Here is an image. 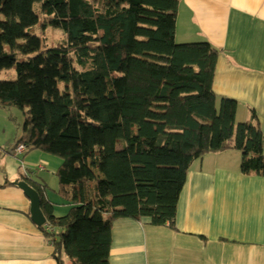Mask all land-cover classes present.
<instances>
[{"label":"trees","instance_id":"trees-1","mask_svg":"<svg viewBox=\"0 0 264 264\" xmlns=\"http://www.w3.org/2000/svg\"><path fill=\"white\" fill-rule=\"evenodd\" d=\"M97 5L0 0V72H15L0 80V109L24 118L14 148L61 160L64 215L23 179L40 197L57 264H109L116 220L173 228L187 172L207 154L238 151L242 174L264 175L255 116L236 123L237 103L213 93L219 51L175 42L179 0Z\"/></svg>","mask_w":264,"mask_h":264},{"label":"crops","instance_id":"crops-1","mask_svg":"<svg viewBox=\"0 0 264 264\" xmlns=\"http://www.w3.org/2000/svg\"><path fill=\"white\" fill-rule=\"evenodd\" d=\"M177 36L178 44L205 42L219 51L213 93L237 103L236 123L255 116L264 153V0H179L175 42ZM1 116L0 264H57L15 183L25 177L45 187L54 216L65 214L68 205L56 193L55 175L42 165L45 153L24 158L27 169L41 172L36 177L10 166L7 157L18 158L13 150L20 137ZM240 161V152L227 150L192 163L173 228L114 221L109 264H264V175L242 174Z\"/></svg>","mask_w":264,"mask_h":264},{"label":"rangeland","instance_id":"rangeland-1","mask_svg":"<svg viewBox=\"0 0 264 264\" xmlns=\"http://www.w3.org/2000/svg\"><path fill=\"white\" fill-rule=\"evenodd\" d=\"M96 6H98V0H91ZM99 7V6H98ZM36 11H37V7H36ZM38 32L35 31L34 34H37ZM45 36L48 37V38H52L54 40H59L62 38V34L59 32V31H52L50 29H48L46 32H45ZM179 41H181L180 37L177 36V40L176 42L178 43ZM15 77V72L14 70H9V71H1L0 72V80L1 79H9V78H13ZM0 112L2 114V116L4 117V120H5V123L8 125V127H10V130H12V133H18L19 134V137H21L22 135V126H23V115L21 113V111L19 109H17L16 107H9L7 109H0ZM1 116V115H0ZM1 116V117H2ZM10 117H12V119L14 120H11ZM32 152V151H31ZM38 152V151H36ZM30 153V152H29ZM40 153V152H38ZM14 154V153H13ZM28 153H26L25 155H20V156H16L18 158H15L14 156H12L13 160H11L10 157H7L8 160H9V163H10V166L13 167L14 169L16 168L17 171L21 172L22 175H28V170L31 172V174L36 177L37 175H39L41 172H37V169L38 168H32V169H27L24 165L25 161H24V158L25 156H27ZM40 154H43V153H40ZM45 157V159H43V166H45L46 168V173H49L51 172V174L53 173L54 174V170H56L60 165L61 163V160L58 159L57 157H53V156H50L48 154H43ZM48 159H50V161L52 163H57L56 166H52L50 164H48ZM24 172V173H23ZM60 200V199H59ZM61 201V200H60ZM56 212H58L56 210ZM64 213V212H63ZM64 214H61L59 216H62Z\"/></svg>","mask_w":264,"mask_h":264},{"label":"water","instance_id":"water-1","mask_svg":"<svg viewBox=\"0 0 264 264\" xmlns=\"http://www.w3.org/2000/svg\"><path fill=\"white\" fill-rule=\"evenodd\" d=\"M15 185L23 192L30 202V218L32 222L41 227L45 224L46 219L40 209V197L35 189H33L27 182H16Z\"/></svg>","mask_w":264,"mask_h":264},{"label":"built area","instance_id":"built-area-1","mask_svg":"<svg viewBox=\"0 0 264 264\" xmlns=\"http://www.w3.org/2000/svg\"><path fill=\"white\" fill-rule=\"evenodd\" d=\"M24 151H25L24 145L20 144V145H18L17 147L14 148L13 153H14L15 156H20V155H22L24 153Z\"/></svg>","mask_w":264,"mask_h":264}]
</instances>
